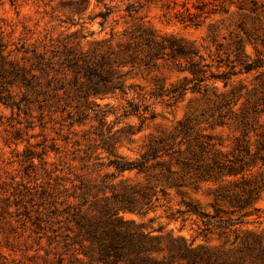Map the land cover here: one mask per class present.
Wrapping results in <instances>:
<instances>
[{
  "label": "trees",
  "instance_id": "obj_1",
  "mask_svg": "<svg viewBox=\"0 0 264 264\" xmlns=\"http://www.w3.org/2000/svg\"><path fill=\"white\" fill-rule=\"evenodd\" d=\"M177 6L181 8L174 10V19L188 27L200 28L213 16L229 13L232 6L264 19L263 0H169L167 4L170 11ZM140 9V5L127 6L131 16ZM111 13L108 9L104 19ZM123 35L124 40L116 47L103 40L95 42L89 50L78 49L75 59H65L73 73L72 81L67 82L60 70L65 65L61 58L35 45L30 47L26 42L19 45L12 38L7 39L0 27V104L13 113L30 115L36 108L43 114L76 89L79 98L90 108L95 106L91 98L96 96L125 97L126 81L132 70L152 71L162 61L181 62L182 71L192 77H185L169 89L157 80L152 97L174 106L189 92L202 94L204 110L200 114H187L173 131L152 136L135 161L117 154L115 135L101 136L98 146L115 157L109 166L119 173L144 174L147 183L117 186L81 179L73 194L64 188L67 194L63 203L58 202L59 190L47 183L42 190H38L39 185L30 187V183H15L14 179L0 186L15 190L12 196L18 200L37 199L44 204L47 199L54 200V216H68L66 230L73 233L75 264H264V234L248 228L254 223L250 219L261 211L255 205L264 191V109L260 108L264 105V92L249 94L235 110L241 99L235 88L218 93L215 87H208V81H222L227 88L233 77L253 70L245 60L243 42L235 40L234 60L228 56L224 62L209 55L211 64L196 41L160 34L143 22L130 32L125 30ZM213 67L217 72L212 71ZM128 104L132 113L140 112L143 105L135 99L128 100ZM202 123L208 126L203 127ZM218 127L228 129L232 136L225 139L216 134ZM44 157L28 154V167L37 168L36 159L46 165ZM203 186H208L206 193L212 213L184 199L185 190L199 191ZM165 187L175 189L183 198L180 204L184 210H178L177 214L200 220L198 236L208 241L210 234H217L220 245L196 244L197 237L189 240L181 235L163 234V228L158 235L144 232L141 226L123 218L121 210L141 212L152 207L154 200L160 202L159 195L166 194ZM32 189L37 190L32 192ZM107 190L111 191L110 196ZM59 205L65 208L61 210ZM27 213L30 217L31 212Z\"/></svg>",
  "mask_w": 264,
  "mask_h": 264
},
{
  "label": "rangeland",
  "instance_id": "obj_2",
  "mask_svg": "<svg viewBox=\"0 0 264 264\" xmlns=\"http://www.w3.org/2000/svg\"><path fill=\"white\" fill-rule=\"evenodd\" d=\"M168 3L169 0H0V27L7 39L12 38L19 45L21 42L30 47L35 45L39 50H47L51 56L56 54L57 59L61 58L65 65L58 68L67 82L72 81L73 73L65 59L73 60L78 49L89 50L95 42L103 40L116 47L124 40V31L130 32L140 22L160 34L196 41L211 64L209 55L224 62L228 56L234 60L233 46L235 40L240 39L247 55L245 60L253 70L233 77L227 88L222 81H208V87H215L218 93L235 88L241 95L235 110L249 94L264 92L262 16L232 6L229 13L215 15L202 27L195 28L177 22L173 12L181 7L170 11ZM130 4L141 6L132 16L127 12ZM108 9L112 13L106 20L103 15ZM179 63L162 61L152 71L132 70L126 81L128 93L125 97L120 94L96 96L91 98L95 106L90 108L79 98L76 89L43 114L36 108L30 115L13 113L0 104V185L10 184L14 179L15 183H30V187L39 185L38 190H42L47 183L59 190L58 202L63 203L67 194V191L63 192L64 188L73 194L81 179L117 186L146 184L144 174L136 171L119 173L114 166H109L115 157L98 146L101 136L115 135L117 154L135 161L152 136L171 132L187 114H200L204 110L206 104L202 94L189 92L174 106L152 97L157 80L169 89L185 77H192L189 72L182 71ZM214 67L212 71L217 72ZM210 72L211 69L209 75ZM209 94L213 96L212 91ZM132 99L143 104L140 112L132 113L128 104ZM260 108L264 109V105ZM82 112L84 117H80ZM202 126L208 125L202 123ZM214 132L225 139L232 136L228 129L221 127ZM30 153L44 155L47 164L42 165L36 159L37 168L28 167L30 162L26 157ZM20 189L24 188L21 186ZM165 189L166 194L159 195L161 201L154 200L152 207L141 212L124 209L121 215L141 226L144 232L158 235L163 228V234L181 235L189 240L197 237L196 244L220 245L217 234H210L208 241L198 236L202 226L200 220L177 214L178 210H184L180 204L183 198L175 189ZM207 189L208 186L199 191L187 189L184 199L198 204L206 213H212ZM14 193L11 187L0 186V264H75L73 233L66 230L68 216H54L53 199H47L44 204L37 199L18 200L12 196ZM107 194L112 193L107 190ZM7 204L10 205L8 209ZM255 206L261 211L250 219L254 223L248 228L264 234V191ZM59 208L63 210L65 205H59ZM27 212H31L30 217Z\"/></svg>",
  "mask_w": 264,
  "mask_h": 264
}]
</instances>
